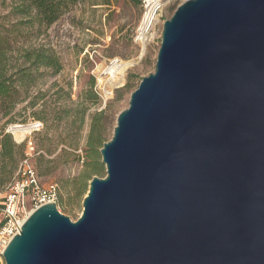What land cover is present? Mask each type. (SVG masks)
Instances as JSON below:
<instances>
[{
    "label": "water",
    "instance_id": "water-1",
    "mask_svg": "<svg viewBox=\"0 0 264 264\" xmlns=\"http://www.w3.org/2000/svg\"><path fill=\"white\" fill-rule=\"evenodd\" d=\"M73 221L33 211L6 264H264V0H187L165 20Z\"/></svg>",
    "mask_w": 264,
    "mask_h": 264
},
{
    "label": "rangeland",
    "instance_id": "rangeland-1",
    "mask_svg": "<svg viewBox=\"0 0 264 264\" xmlns=\"http://www.w3.org/2000/svg\"><path fill=\"white\" fill-rule=\"evenodd\" d=\"M185 1L161 0L158 22L140 39L146 0H71L66 12L51 25L15 12L14 0H0V33L9 37L4 44V73L10 76L20 68L28 69L25 81L15 85L19 101L4 107L5 101L0 100V129L44 123V128L32 135L36 148L32 164L43 185L57 184L58 208L73 221L80 218L89 190L88 155L99 162V172L93 177L107 174L100 152L103 146L96 140L95 148L88 147L91 136H97L91 132L93 116L103 111L100 131L104 144L112 138L117 118L129 107L132 93L144 77L155 72L164 22ZM29 51L55 55L57 65L28 62ZM115 59L125 62L123 83H111L109 74L102 75ZM128 62L131 64L126 65ZM91 86L98 96L95 100L86 99ZM11 138L26 152L25 141L17 142L13 134ZM22 160L19 158L12 169L11 181ZM0 264H6L4 257Z\"/></svg>",
    "mask_w": 264,
    "mask_h": 264
},
{
    "label": "trees",
    "instance_id": "trees-1",
    "mask_svg": "<svg viewBox=\"0 0 264 264\" xmlns=\"http://www.w3.org/2000/svg\"><path fill=\"white\" fill-rule=\"evenodd\" d=\"M69 1L71 0H14V10L20 14L26 16H33L32 19H35L39 23H45L46 25H51L56 22L61 15L69 8ZM9 37L0 33V100L4 102L2 106L11 105L14 106L18 101L19 95L15 90L16 84L22 83L27 77V68L23 67L18 69L15 73L7 76L4 73L3 67L6 59L7 49L4 47V44H7ZM27 61L31 63L42 64L45 67H54L57 65V58L52 54L42 53L38 54L31 53L29 51L26 55ZM93 86V84H92ZM89 89L86 93V99L95 100L98 98L97 93L92 89ZM15 90V91H14ZM4 98L8 99L3 100ZM9 107L8 109H10ZM7 110V107H6ZM8 114L9 110L6 111ZM85 113V109L83 111ZM103 116V111L97 113L93 116L91 132L92 134L96 133L97 136H91L88 141V147L95 148V142L98 140V144L103 146L102 135L100 131V119ZM39 118L44 119V117L39 116ZM82 118V122H83ZM23 150L20 146L16 145L12 138L11 134L6 132V129H0V189H4L13 178L14 174L12 169L16 168L17 161L19 158H24ZM88 158L91 160V169H88L87 179L92 180L93 175L99 172V162L96 156L88 155ZM11 167V169H8ZM8 183V184H7ZM6 184V185H5Z\"/></svg>",
    "mask_w": 264,
    "mask_h": 264
},
{
    "label": "built area",
    "instance_id": "built-area-1",
    "mask_svg": "<svg viewBox=\"0 0 264 264\" xmlns=\"http://www.w3.org/2000/svg\"><path fill=\"white\" fill-rule=\"evenodd\" d=\"M161 4V0H159ZM149 3L146 0V6ZM162 5L159 7V10ZM140 28V26H139ZM140 33V32H139ZM117 63L118 59L111 62V68ZM106 70L102 75H106ZM30 134L23 141L26 142L25 157L21 161L16 177L4 189H0V258L10 240L20 232L24 221L36 209L47 203L56 202L58 198V186L56 183L43 185L39 173L32 164V157L36 154V148L32 140L34 133L40 132L44 128L41 121H33ZM10 125L6 132L13 134V127ZM23 141H17L19 143Z\"/></svg>",
    "mask_w": 264,
    "mask_h": 264
},
{
    "label": "bare ground",
    "instance_id": "bare-ground-1",
    "mask_svg": "<svg viewBox=\"0 0 264 264\" xmlns=\"http://www.w3.org/2000/svg\"><path fill=\"white\" fill-rule=\"evenodd\" d=\"M149 3L146 6V11L143 15L139 32H140V39H143L152 28L155 27V24L158 22L159 17V7L161 6L159 0H148ZM125 63V62H124ZM123 63H117L115 65V68H108L106 69V73L110 75V77L107 78L108 81L111 83H123L124 81V66ZM131 64V62H128L126 65ZM126 67V66H125ZM31 126L29 124H18L13 127V133L15 135V139L17 141H23L25 137L30 134Z\"/></svg>",
    "mask_w": 264,
    "mask_h": 264
}]
</instances>
